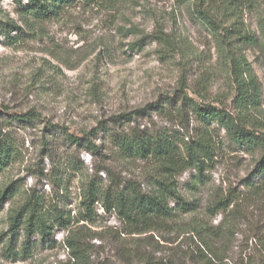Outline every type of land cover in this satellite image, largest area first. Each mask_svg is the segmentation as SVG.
Wrapping results in <instances>:
<instances>
[{
    "label": "rangeland",
    "instance_id": "obj_1",
    "mask_svg": "<svg viewBox=\"0 0 264 264\" xmlns=\"http://www.w3.org/2000/svg\"><path fill=\"white\" fill-rule=\"evenodd\" d=\"M229 1H78L39 20L0 0V147L10 155L0 172V264H264V188L253 187L259 148L232 142L183 104L187 97L242 117L264 138L263 53L240 49L260 84L258 104L241 112L230 62L194 12L208 9L229 26ZM238 13L259 35L264 0H242ZM133 129L177 143L204 137L213 150L200 178L193 168L177 175L190 209L143 232L101 200L90 212L82 204L92 185L148 193L162 178L158 164L116 146ZM224 199L232 202L219 209ZM32 214L51 225L52 242L37 233L27 240L23 226L11 231L15 216L25 223Z\"/></svg>",
    "mask_w": 264,
    "mask_h": 264
},
{
    "label": "trees",
    "instance_id": "obj_2",
    "mask_svg": "<svg viewBox=\"0 0 264 264\" xmlns=\"http://www.w3.org/2000/svg\"><path fill=\"white\" fill-rule=\"evenodd\" d=\"M78 1L111 3L116 0H27V3L23 5L21 0H16L26 16L39 20L49 19L61 9ZM241 4L242 0L228 2L229 15L233 19L229 26L219 24L214 18L213 11L199 9L198 5H195L194 12L200 21L217 36L218 48L230 62L232 79L237 91L234 103L241 112H244L258 104L260 84L240 49L243 45H250L258 48L264 55V19H259V35L245 30L239 24L238 10ZM7 26L9 24H6L5 27ZM11 28L17 29L18 27L11 25ZM183 104H186L185 106H188L204 124L217 123L225 130L232 142L243 146L248 151L259 148L261 154L255 164V173L260 177V183L253 187L264 188V138L246 129L242 117H234L225 110L209 105L201 106L187 97L184 98ZM30 116L29 113L20 115L26 119ZM67 136L71 141H80L79 137ZM115 143L126 157L152 160L158 164L162 171V178L155 180L154 189L148 193L134 187H126L112 192L110 189L99 190L93 185L89 186L82 201L85 212H90L95 202L101 200L104 210H114L119 219L133 227V232H143L152 228L155 223H162L171 218L177 208L190 209L178 191L176 178L178 174L189 168L195 169L199 174L198 178H200L210 168L209 163L213 159V150L211 144L204 137L191 143L183 141L177 143L166 136H152L133 129L129 133L117 135ZM84 146L85 150L91 154L96 151V146L89 140ZM9 156V152L0 147V172L8 164ZM171 202L174 203V206H170ZM230 202L232 199L219 200L216 205L219 206V209L225 208ZM13 220L12 232L23 226L27 240L37 233L42 240L52 242L51 225L42 217L32 214L25 223H21L16 216ZM56 224L61 228H66L68 223L56 220ZM63 242L72 246L67 236Z\"/></svg>",
    "mask_w": 264,
    "mask_h": 264
}]
</instances>
